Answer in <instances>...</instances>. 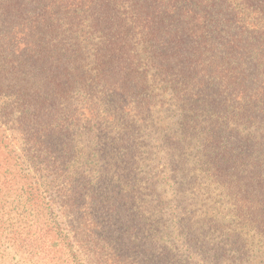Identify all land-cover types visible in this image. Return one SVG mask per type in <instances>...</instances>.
<instances>
[{
  "label": "trees",
  "instance_id": "1",
  "mask_svg": "<svg viewBox=\"0 0 264 264\" xmlns=\"http://www.w3.org/2000/svg\"><path fill=\"white\" fill-rule=\"evenodd\" d=\"M8 243L22 264H264V0H0Z\"/></svg>",
  "mask_w": 264,
  "mask_h": 264
},
{
  "label": "rangeland",
  "instance_id": "2",
  "mask_svg": "<svg viewBox=\"0 0 264 264\" xmlns=\"http://www.w3.org/2000/svg\"><path fill=\"white\" fill-rule=\"evenodd\" d=\"M19 254V251L8 243L3 251L0 250V264H22Z\"/></svg>",
  "mask_w": 264,
  "mask_h": 264
}]
</instances>
